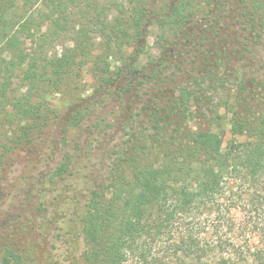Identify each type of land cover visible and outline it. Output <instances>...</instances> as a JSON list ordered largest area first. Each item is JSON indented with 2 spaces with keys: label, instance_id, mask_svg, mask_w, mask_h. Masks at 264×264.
Wrapping results in <instances>:
<instances>
[{
  "label": "trees",
  "instance_id": "obj_1",
  "mask_svg": "<svg viewBox=\"0 0 264 264\" xmlns=\"http://www.w3.org/2000/svg\"><path fill=\"white\" fill-rule=\"evenodd\" d=\"M216 2L0 0V113L12 125L0 130L3 187L9 155L38 145L59 117L48 89L59 91L92 57L94 34L106 37L107 51L121 50L143 36L158 4L157 44L173 43L188 22L202 26L183 51L163 50L146 70L131 65L136 57L127 68H103L100 87L65 118L63 159L32 180L41 187L22 211L0 204V264H264V0ZM24 36L40 41L38 54L25 52ZM62 36L73 46L41 55ZM184 71L183 82L172 76ZM111 98L119 115L108 119ZM102 139L113 145L95 171L82 172L77 162L99 153Z\"/></svg>",
  "mask_w": 264,
  "mask_h": 264
},
{
  "label": "rangeland",
  "instance_id": "obj_2",
  "mask_svg": "<svg viewBox=\"0 0 264 264\" xmlns=\"http://www.w3.org/2000/svg\"><path fill=\"white\" fill-rule=\"evenodd\" d=\"M97 1L102 6L107 5L109 2V0ZM83 4L85 5V3ZM235 4L236 3H233L234 7ZM164 10L165 8L162 7V5L158 4L156 7H154L155 14H153V18H155L158 13H163ZM108 11L109 10H107V12ZM110 13L111 15H114V13L116 12L111 11ZM222 20L223 23H225L226 18L223 17ZM235 20L236 18H232L231 21L234 22ZM45 25H43L42 31L47 28V25ZM234 27H236V25H234ZM50 29H52L51 25ZM144 29V36L138 37L136 40H133V42H130L128 45L124 44L121 50H119V48L113 45L111 50L107 51L105 47L106 37L94 34L92 57L87 60H84L83 58H78V61L83 59L81 67L80 64L75 66V72L71 76L63 80L59 91H56L55 87H50L48 89L51 94L48 95L46 103L52 109L56 110V115L59 114V117H57L56 120L52 122V125L44 134L43 139H38L40 140L38 145L36 143H33L31 145L24 146L25 148L19 147L15 149L16 151H14V153L9 155V162L11 163V166L5 173L6 184L4 183V185H6V187L0 186V204L2 205L5 211L14 212L15 214L22 211L20 207L23 208L24 202H27L29 199H32L34 197V192H37V188L41 187V184H37V182L36 186L33 184L36 180L35 177L40 174L42 175L50 168L55 167L63 159L65 150L61 147L59 139L65 129V118L68 113L75 108V106L81 105L84 102L85 98L93 94L96 89L100 87V78L103 74V68L107 66L110 68V70L118 69L119 67L127 68V66L130 65L129 61L132 60V58L135 59L136 57V60H132L131 65H133L135 69L143 71L152 65L155 56H159L163 52V50H168L166 54H174L177 51V48L173 45L172 42H167L165 44H157V41L159 39L158 35L162 33V31L158 23L155 22V20L153 21V23L151 21V24L148 21L147 24L144 25ZM52 31L53 30L49 31L50 34H52ZM172 39L174 40L175 38ZM213 40L216 42V47L218 48L220 46L218 38H215ZM20 42L23 45L25 52L31 53V55L38 54V52L41 51L40 49H38V46L41 43L36 38H27V36H24L21 38ZM142 42L143 44H145V47L143 48V51L139 53L138 51L141 47ZM159 45L161 46V48H159ZM205 45H208L210 49H216L214 48L215 46L213 45V42H210L208 40L205 41ZM66 46H73V43L66 36H62L58 40L53 41L50 39L48 40V43L44 46L45 48L43 49V54L41 55H47L48 58L55 57V55L61 53ZM173 48L175 49L174 52L170 50ZM6 56L9 57V54L7 53ZM133 61L135 62L133 63ZM93 68L97 69V74L93 72ZM188 68H191V65ZM77 69H80L78 74H76ZM187 75L188 74L184 71L180 74L172 76H174L176 80H180L183 82L188 77ZM20 80L21 77L14 78L13 87L15 89V93H20V90H17V88L19 87V83H22ZM118 83L119 80L115 82L116 85ZM115 105H117V102L113 101L112 98L108 100L107 106L105 107V110H107L110 114L108 116V119L119 115L118 113L116 114L115 112H111L112 109H116ZM8 109H11V107H8ZM96 110L97 111L94 112L95 114L91 116V120L87 121L88 124H91L94 116L99 113L98 109ZM221 111L223 113L224 109H222ZM4 114V112L0 113V130L10 131L12 125L6 123L7 120L5 119ZM114 130L119 135L122 134V131L119 130L118 127H116ZM84 132L86 133V131ZM231 138L232 135L229 132V127H227V131L224 137V145H226ZM112 145L113 142L111 140L102 139L97 148V151L99 153H92L89 156V159H80L77 162V165L81 168V171H95L99 166V158L101 156V151H104L106 148ZM77 176L80 175L77 174ZM32 180H34L33 183ZM64 181L69 182L70 185L73 184L74 186L71 187L75 188H79V186L82 184L80 183V180L76 179L75 177L66 178ZM64 181L61 182V185L64 183ZM1 193L4 194L3 197L1 196ZM80 195L81 194H79V196ZM25 198L29 199L25 200ZM255 203L256 201L254 200L250 204L253 206L255 205ZM259 207L261 209H264V203H260ZM64 248L65 247H63L62 249L64 250ZM62 249L61 251H63ZM80 250L81 248H78L74 251V254H77L78 257ZM156 251L163 253L161 248L157 249ZM64 253V257L71 259L70 263L76 261V258H73L74 255L71 254L70 251V254L66 255V253Z\"/></svg>",
  "mask_w": 264,
  "mask_h": 264
},
{
  "label": "flooded vegetation",
  "instance_id": "obj_3",
  "mask_svg": "<svg viewBox=\"0 0 264 264\" xmlns=\"http://www.w3.org/2000/svg\"><path fill=\"white\" fill-rule=\"evenodd\" d=\"M230 2H235V0H220V1H217L216 3H217V5L220 6V7H225V6H226V3H230ZM174 3H175V2L173 1L172 5H174ZM227 5H228V4H227ZM161 16H163V14L158 13V15L155 16V18L158 19V18L161 17ZM153 17H154V16H152L151 18H149V22L156 20V19L153 18ZM196 19H197V18H196ZM186 26H187V27H186L185 32H183L182 34H178V35H176V36L174 37L175 39L173 40V45H174L176 48L179 47V48L183 49V48H185L186 46H188V45H189V41H190V40H193L192 34L194 33L195 29L197 30V32H198V31L200 32V30H199L198 28H196V27H199V28L202 27L201 25L197 26V25L195 24V22L193 23V21L188 22ZM189 35H190V39H189V38L186 39L187 36H189ZM194 36H197V34H195ZM184 39H186L187 41L184 42ZM195 40H196V39H195ZM197 40H198V38H197ZM202 49H204V48H202ZM172 51H175V49L173 48ZM134 62H135V61H133V63H134Z\"/></svg>",
  "mask_w": 264,
  "mask_h": 264
},
{
  "label": "water",
  "instance_id": "obj_4",
  "mask_svg": "<svg viewBox=\"0 0 264 264\" xmlns=\"http://www.w3.org/2000/svg\"><path fill=\"white\" fill-rule=\"evenodd\" d=\"M144 33H145V29H144ZM144 33H143V36H144Z\"/></svg>",
  "mask_w": 264,
  "mask_h": 264
}]
</instances>
